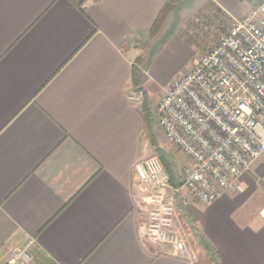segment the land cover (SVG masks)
<instances>
[{"label": "crops", "instance_id": "1", "mask_svg": "<svg viewBox=\"0 0 264 264\" xmlns=\"http://www.w3.org/2000/svg\"><path fill=\"white\" fill-rule=\"evenodd\" d=\"M262 1L0 0V260L35 238L54 264H264V154L211 204L181 190L187 256L144 240L133 187L150 155L144 103L157 115L151 98L201 57L189 29L212 10L242 19Z\"/></svg>", "mask_w": 264, "mask_h": 264}, {"label": "built area", "instance_id": "2", "mask_svg": "<svg viewBox=\"0 0 264 264\" xmlns=\"http://www.w3.org/2000/svg\"><path fill=\"white\" fill-rule=\"evenodd\" d=\"M129 98L145 101L142 87ZM157 125L186 161L182 184L174 187L157 156L138 162L133 187L147 210L142 237L166 253L188 255L176 230L177 195L211 204L234 188L264 154V0L201 55L191 71L178 76L157 103ZM264 218V207L260 211ZM0 264H37L36 239L8 249Z\"/></svg>", "mask_w": 264, "mask_h": 264}, {"label": "rangeland", "instance_id": "3", "mask_svg": "<svg viewBox=\"0 0 264 264\" xmlns=\"http://www.w3.org/2000/svg\"><path fill=\"white\" fill-rule=\"evenodd\" d=\"M230 22H231V17L229 18L228 16L225 15L223 16L215 12L214 10H212V12H207L205 14H202L201 16L198 17L196 24H194L195 25L194 28L189 29L187 35L195 39L196 42L198 43V50L200 51V56L204 54L210 47L215 45L219 41L220 37L227 32L230 26ZM151 102L152 105L155 106L157 104V97L151 98ZM155 117L157 119V115H155ZM155 128L157 132V140L159 146H161L164 150L169 152V154L172 156L174 160L177 169L179 170L180 168H182V166L185 163V160H182L184 154L180 152L178 149L173 150L175 147L166 140L163 133L157 126H155ZM148 147L150 149V155L148 157L157 155L155 153L154 146H152L150 142ZM178 195L176 197L178 199L177 211L181 209L182 208L181 206L184 204L183 198H179L180 195L179 196ZM182 214H184V216H187L186 209H182Z\"/></svg>", "mask_w": 264, "mask_h": 264}, {"label": "trees", "instance_id": "4", "mask_svg": "<svg viewBox=\"0 0 264 264\" xmlns=\"http://www.w3.org/2000/svg\"><path fill=\"white\" fill-rule=\"evenodd\" d=\"M168 10H169V5H167L165 7V9H163V11L161 12L160 17L158 18L157 22L155 23V26L153 27V30H154V28L156 29V27L160 23L163 15ZM138 80H139L138 75H136L135 81L137 84H138ZM144 105H145V112H146V119H147L149 141H150L151 145L154 146L155 153L161 159L163 165L165 166L167 172L169 173L171 184L174 187H180L182 184V178H181V175L179 173V170L177 169V167H176V165L172 159V156L166 150H164L161 146H159L158 140H157V132H156V128H155L156 118H155L154 114L152 113L151 109L149 108L148 104L145 102ZM198 240H199V243L214 257L216 253H215V250H214V247L212 246V244L205 237H202V236H199ZM39 257L37 254V263L39 261V264H54L53 262H50L47 260H41L40 261Z\"/></svg>", "mask_w": 264, "mask_h": 264}]
</instances>
